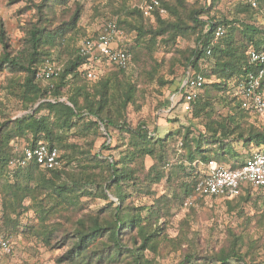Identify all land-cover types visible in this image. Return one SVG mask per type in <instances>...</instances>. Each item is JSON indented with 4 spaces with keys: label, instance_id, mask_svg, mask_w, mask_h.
Returning <instances> with one entry per match:
<instances>
[{
    "label": "rangeland",
    "instance_id": "obj_1",
    "mask_svg": "<svg viewBox=\"0 0 264 264\" xmlns=\"http://www.w3.org/2000/svg\"><path fill=\"white\" fill-rule=\"evenodd\" d=\"M57 1L59 0H56V3L53 0H0V58L4 53L24 58L29 50L30 30L39 27L47 33H53L60 25L71 22L76 13H79L77 23L69 27L64 35L63 45H58L50 51L55 58L53 61L63 68L76 56L79 43L84 38L97 34L111 20L127 19L124 12L136 7L139 0H65L66 3L63 4ZM206 4L207 0H188L187 8H200ZM241 4L242 0H221L210 13V17L219 21H241L232 29L235 28L234 39L239 44H245L240 30L250 25L251 19L245 14L237 13L236 9ZM187 13H183V26H192ZM260 20L257 17L252 23L255 21L259 25ZM171 22L174 23L175 19L171 18ZM250 28L252 35L254 28L251 25ZM121 32L126 46L131 48L132 66L126 75L119 73L112 81L116 86H120L117 88L122 91L128 87L134 88V91L125 108L121 104L112 105L109 111L120 127H110L106 130L99 124L87 130L85 125L89 120L84 119L79 121L77 129L64 133L67 148L60 149V152L70 153L76 159L70 164L63 160V173L59 183L72 186V179L78 178L83 181V185L74 203L61 202L45 220L40 212L34 209L20 216L5 210L0 187V234L4 235L12 246L9 254L0 250V264H86L87 262L83 263L78 259L71 261L67 257L68 251L77 242V231L82 229L80 223L84 224L86 231L94 221L104 223L113 220V208L109 206L108 201L97 195H83L86 180L94 179L99 184L106 180L109 182L110 172L106 161L120 163L124 155L133 150L131 140L134 133L142 128L152 134L154 140H164V147L157 146L155 152L157 156H162L163 160L145 157L137 162L133 161L130 166L135 179L122 189L127 196L125 210L137 212L145 205H156L155 208L160 207L162 210L159 219L153 220L152 224L145 227L148 234L155 232L157 227H161V231L153 238L156 250L148 247L144 251V258L153 264H180L186 260L188 254L193 253L199 256L200 264H208L222 250L230 248L235 238H240L243 242L241 250L246 255V260L251 264H261L264 262V191H252L249 199H202L198 200L193 208L186 207V185L191 178L185 174L194 175L195 167L201 176L206 172L207 165L201 162L190 163L187 159L188 147L193 146L195 149L194 139H199L202 135V148L210 150V156L216 154V147L206 143L210 141V134L205 126L208 117L214 122L233 117L240 126V132L248 133L251 130L264 131V114L246 113L237 108L240 100L236 97V89L225 94L211 90L207 115L195 118L192 114L185 113L180 103L172 104V98L183 86L187 58L196 46V35L187 30L184 35L175 37L168 31L165 35L151 40L150 35L140 39L134 31L122 28ZM2 39L6 48L1 42ZM213 64L209 61L199 66L211 73ZM115 70L112 66H105L102 74L105 76ZM12 79L22 83L25 74H12L8 69L0 71V123L14 120L28 112L23 109L21 101L8 93L7 86ZM212 79H215V76ZM53 81L38 82L42 87H46L55 83ZM97 82L99 80L89 81L84 76L80 77V85L87 87L94 102L98 100L95 89L98 87ZM67 91L68 88L63 89L62 100L67 99ZM82 101L84 102V98ZM41 113L47 114L43 110ZM236 137L237 135L225 142L232 141V148L238 156L227 157L228 160L221 163L216 161L219 165H231L236 161L246 160L249 152L253 150H248L243 141H238ZM11 145L22 150L27 142L19 139L12 141ZM180 165L184 166L185 172L177 167ZM157 172L164 175L160 182L151 179L156 177ZM50 195H53V192L40 190L36 202L53 208L56 204L49 198ZM111 200L116 201L112 196ZM24 205L35 204L27 198ZM142 216L146 217L147 211H143ZM7 217L18 219V226L14 228L12 223L7 224ZM45 232L50 233L48 245L44 241ZM122 243L129 248H141L143 238L138 234V230H135L131 235L123 237ZM109 244L107 236L93 243L85 258L97 260V253H104ZM150 244L152 242H149L148 246ZM115 264L132 262L131 259L122 258L120 263Z\"/></svg>",
    "mask_w": 264,
    "mask_h": 264
},
{
    "label": "trees",
    "instance_id": "obj_2",
    "mask_svg": "<svg viewBox=\"0 0 264 264\" xmlns=\"http://www.w3.org/2000/svg\"><path fill=\"white\" fill-rule=\"evenodd\" d=\"M53 1L56 3V0ZM220 1L207 0L208 4L205 6L200 8L196 6L189 10L187 8L188 0L163 1V7L166 8L167 15L161 17L157 14L151 19L145 17L139 9L138 6L142 2V0H139L136 7L124 12L127 19L111 20V22L116 23L120 30L123 28L130 32H136L140 39L150 35L151 40H154L155 37L165 35L168 31H171L175 37L184 35V31L187 30L192 31L196 35V46L187 58L185 74L190 70H194L197 73H201L207 79V83L203 86L198 100L193 104L190 114L195 118H199L203 114L207 115L206 111L210 106L209 96L211 95V90L224 94L230 93L232 89L237 88L245 75L255 71V67L249 62L248 53L251 49L260 50L264 48V0H258V9L244 2L236 9L237 13L245 14L251 19L250 25L254 28L252 35L249 31L251 29L250 25H246L247 27L245 26L240 30L246 41L245 44H239L234 39L233 31L235 28L232 29L241 21L237 19L219 21L215 17H210V13ZM57 3L63 4L66 1L59 0ZM186 12H188V20L192 23V26H183V13ZM257 17L261 19V23L258 22L259 25L255 21L252 23V20H256ZM171 18L175 19L174 23L171 22ZM78 20L79 13H76L71 22L60 25L53 33H47L43 28L34 27L29 31V50L24 58L21 56L12 57L9 53H4L0 58V71L8 69L12 74H25L24 82L17 83L15 79H12L7 89L11 96L22 102L23 109L28 111L27 114L14 120L0 123V187H2L3 205L5 210H10L16 216L34 209L40 212L43 220H45L49 215L53 214V210L61 202H70L71 204L78 199L77 195H80L79 191L82 188L83 181L73 178L72 186L66 183L61 184L59 181L63 173L62 168L47 170L36 163L26 167L18 166L11 169L10 162L21 155L20 150L18 152L15 151L17 146L13 148L11 142L24 139L27 142L26 147L29 148H36L44 143L51 148H56L60 153L61 161L66 160L70 164L76 158L70 153L61 154L60 152V149L67 148L63 136L64 133H70L72 130L77 129V126L80 125L79 121H84V119L89 120L87 125H85L87 130L99 124L103 125L106 130L110 127L119 128L120 125L110 116L109 111L112 105L118 106L121 104L125 108L134 91L132 87L122 91L117 88L120 86H116L112 81L113 77L119 73L126 75L131 67L129 69L114 67L116 70L105 76L102 74L95 80L88 79L86 73L81 71L86 66L87 60L79 55L78 49L76 56L61 68L59 76L52 79L55 83L46 87L40 85L36 79L38 72L41 70L40 68L44 66L43 64L47 60L55 59L50 53L51 49L58 45H63L64 35L69 27H73ZM220 25L224 27V34L217 38L215 31ZM1 42L6 48L3 39ZM124 48L131 52V48L128 45ZM209 61L214 63L211 73L199 66L200 64L209 63ZM83 76L89 81L99 80L97 82L98 87L95 88L96 97H98L97 102L91 99L87 87L80 85V77ZM213 76H215V79H212ZM65 88H68L67 99L62 100L64 97L63 89ZM82 98H84V102H81ZM237 104V108L241 109V111L249 112L240 101ZM42 110L47 112V114H42ZM205 126L210 134L208 139L211 141L206 143L216 147V154L210 156L208 154L210 150L202 148V140L204 138L201 135L199 139L193 140L195 149L193 146L188 147L187 159L190 163L201 162L209 165L212 161L221 163L227 161V157H237L238 154L234 152L231 145L232 141L225 142L235 135H237L235 139L243 141L248 150L253 148L248 154L249 158L255 153L264 150V131L240 132V126L238 123L236 124V120L233 117H229L228 120L222 122H214L211 117H208ZM163 142L164 140H154L152 134L142 128L139 132L134 133V138L131 140L133 150H129L120 163L106 161V167L110 172L109 182L106 180L99 184L94 179L86 180L83 195H97L108 201L109 206L113 208V220H108L104 223L94 221L93 225L86 231L84 224L81 222L82 229L78 230L76 234L77 242L68 251L67 257L71 261L78 259V261L81 260L83 263L87 262L86 264H115L120 263L122 258H127L131 259L132 264H153L150 260L144 258V251L148 247L156 250L153 238L161 231V227H157L152 234H148L145 227L152 224L153 220L159 219L162 210L160 207L159 209L155 208L156 205H145L143 208L138 209L137 212L125 210L124 205L127 196L124 195L122 189L123 186L128 185L135 179L134 171L130 166L133 161L137 162L145 157L163 160L162 156L155 154L157 146L164 147ZM212 153L214 154V151ZM244 162L245 159L241 162L236 161L234 164L224 166L237 170L245 165L246 162ZM177 167L185 172L184 166L180 165ZM194 169L196 170L194 175L191 173L185 174L186 177L191 178L186 185V198L195 194L197 183L202 178L196 167ZM86 175L87 173L84 174V177ZM163 177V174L157 172L156 177L151 179L160 182ZM40 190L53 192V195H50L49 198L57 206L47 208L36 202ZM241 190V195L238 198L245 197V199H249L254 190L264 191V189H256L250 184L243 185ZM111 196L116 199L115 202L111 200ZM27 198H30L35 205L25 206L24 202ZM211 199L214 200L216 198ZM158 201L160 202V200ZM143 211H147L146 217L142 216ZM7 218L6 220L4 218L5 221H8L7 224L9 222L12 223L14 228L18 226V219ZM135 230H138V234L143 238V245L141 248L126 247L122 243V238L131 235ZM106 236L110 240L108 250L104 253H97V260L85 258L90 245ZM44 241L46 245L50 244L49 232L44 233ZM149 242H152L150 246H148ZM242 245L241 239L235 238L230 248L222 250L208 264H232V262L236 264H251L246 260V255L241 250ZM198 257L197 254L190 253L186 260L180 264H200ZM84 259H87V261ZM261 264H264V262H261Z\"/></svg>",
    "mask_w": 264,
    "mask_h": 264
},
{
    "label": "built area",
    "instance_id": "obj_3",
    "mask_svg": "<svg viewBox=\"0 0 264 264\" xmlns=\"http://www.w3.org/2000/svg\"><path fill=\"white\" fill-rule=\"evenodd\" d=\"M163 1L170 0H142L138 7L147 18L153 19L157 14L165 17L167 10L163 7ZM243 2L258 9V0H243ZM223 34L224 27L220 25L215 35L219 38ZM124 47L126 44L123 33L116 23H106L97 34L84 38L79 43V55L87 60L86 66L81 71L86 73L88 79L95 80L102 75L105 66L129 69L132 66V55ZM248 55L255 71L249 72L240 81L236 88V97L249 112L264 114V48L251 49ZM43 65L36 76L37 81L49 82L59 76L61 66L53 60H47ZM206 83L207 79L201 73L188 71L181 90L172 98V104L180 103L185 113H191L193 104L198 100ZM15 151L18 152L19 149L16 148ZM20 152L21 155L10 162L11 169L18 166L26 167L32 163L47 170L62 167L59 151L44 143L36 148L25 147ZM245 184H250L256 189H264V150L255 153L242 168L237 170L211 162L209 171L200 178L195 194L187 198L185 205L193 207L199 199L237 198L241 195V188ZM0 250L6 254L11 253L12 250L10 241L2 234H0Z\"/></svg>",
    "mask_w": 264,
    "mask_h": 264
},
{
    "label": "crops",
    "instance_id": "obj_4",
    "mask_svg": "<svg viewBox=\"0 0 264 264\" xmlns=\"http://www.w3.org/2000/svg\"><path fill=\"white\" fill-rule=\"evenodd\" d=\"M248 159H249V157H247V159L245 160V162H247ZM212 162L215 163V164H217L218 166H222V167L224 166V165H219V164H218L217 162H215V161H212ZM245 162H244V163H245ZM209 165H210V164H209ZM209 165L206 166V172H205V173H207V172L209 171ZM224 167H225V166H224Z\"/></svg>",
    "mask_w": 264,
    "mask_h": 264
}]
</instances>
